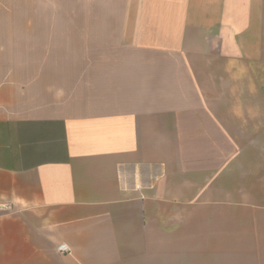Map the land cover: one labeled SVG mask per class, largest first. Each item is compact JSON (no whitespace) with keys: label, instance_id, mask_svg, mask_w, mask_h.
Instances as JSON below:
<instances>
[{"label":"crops","instance_id":"1","mask_svg":"<svg viewBox=\"0 0 264 264\" xmlns=\"http://www.w3.org/2000/svg\"><path fill=\"white\" fill-rule=\"evenodd\" d=\"M74 1V87L0 90V264H264V0Z\"/></svg>","mask_w":264,"mask_h":264},{"label":"rangeland","instance_id":"2","mask_svg":"<svg viewBox=\"0 0 264 264\" xmlns=\"http://www.w3.org/2000/svg\"><path fill=\"white\" fill-rule=\"evenodd\" d=\"M0 8L13 9L12 32L0 41V90L3 104L13 110L36 111L71 90L88 66L58 64L74 60V25L90 24V6L74 0H2ZM81 12V17L75 16ZM33 27L28 30V25ZM60 56L61 58H59ZM5 101V102H4ZM1 103V104H2Z\"/></svg>","mask_w":264,"mask_h":264},{"label":"built area","instance_id":"3","mask_svg":"<svg viewBox=\"0 0 264 264\" xmlns=\"http://www.w3.org/2000/svg\"><path fill=\"white\" fill-rule=\"evenodd\" d=\"M57 250L61 254H68L70 252V248L66 244L59 245Z\"/></svg>","mask_w":264,"mask_h":264}]
</instances>
